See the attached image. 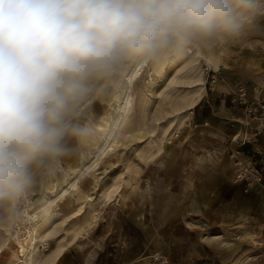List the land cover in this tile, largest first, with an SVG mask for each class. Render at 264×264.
<instances>
[{
    "label": "rangeland",
    "instance_id": "1",
    "mask_svg": "<svg viewBox=\"0 0 264 264\" xmlns=\"http://www.w3.org/2000/svg\"><path fill=\"white\" fill-rule=\"evenodd\" d=\"M194 43L204 55L212 51L216 62L194 59ZM134 58L87 81L89 91L68 119L90 134L81 141L66 139L69 152L59 161H37L32 182L15 194L14 208L8 210L9 196L0 198V242L15 244L16 236H28L25 212L33 214L53 197L75 160L82 166L92 158L97 148L91 138L101 140L104 121L114 117L127 82L124 72ZM239 84L250 99L264 92V0H252L236 31L175 42L151 58L130 87L134 137L124 128L126 137L80 179L74 196L50 209L49 226L60 224L59 237L73 223L79 229L54 264H264V178L249 183L234 164L254 159L264 167V137L253 139L254 124L244 123L234 101ZM215 92L226 95L232 114L216 108ZM196 95L195 107L172 111L173 104ZM108 186L112 191L103 199ZM10 214L14 221L8 224ZM56 239L40 242L41 252L48 254ZM18 259L5 252L0 264H20Z\"/></svg>",
    "mask_w": 264,
    "mask_h": 264
},
{
    "label": "clouds",
    "instance_id": "2",
    "mask_svg": "<svg viewBox=\"0 0 264 264\" xmlns=\"http://www.w3.org/2000/svg\"><path fill=\"white\" fill-rule=\"evenodd\" d=\"M252 0H0V198L40 160L59 161L87 127L69 114L92 77L132 57L234 32ZM239 10V11H238Z\"/></svg>",
    "mask_w": 264,
    "mask_h": 264
},
{
    "label": "bare ground",
    "instance_id": "3",
    "mask_svg": "<svg viewBox=\"0 0 264 264\" xmlns=\"http://www.w3.org/2000/svg\"><path fill=\"white\" fill-rule=\"evenodd\" d=\"M194 44L195 46L193 47V50L190 49V52L192 53L191 56L194 59L198 57H203L206 61L205 63H208L209 65H212L213 63L216 62V56L212 51L210 52L208 51V54L204 55L198 43H194ZM150 60L151 58H142V57H135L133 59L132 63L128 66V69L124 72V76H125L124 79L127 82L125 81L126 85L123 87L121 94H119V96L117 97V107L115 110L114 117H112L110 121H104L103 126L101 128L102 131H104V134L101 140H98L94 136L91 138L93 141H95L97 148L94 155H92V158L88 162L84 163L82 166L74 163L77 162L75 160L73 164L70 165V168L72 170V172L68 173V176L70 175V177L63 179L64 184L61 187H59V189H56L55 192H53L52 194L53 197L45 199L44 203L39 207L38 211L34 212L33 214L28 213V211L25 212V215H27L28 217L27 219L28 223L30 224V226L27 228L29 237L24 236L20 238L19 236H16L15 244H12L10 242V239L2 240L0 242V256L5 252L10 253L11 255L16 254L19 257L18 262H21L20 264H24V263L54 264L56 260L59 257H61L63 251L67 249L66 246L72 244L77 239L79 229L75 227L76 223H73L72 226H70V228L67 229L66 234L63 235L62 237H59L58 235L60 229L58 228V226L60 224H58V226L55 225L57 227L53 225L54 227L50 228L49 222L52 219L50 209L56 203L62 202L67 196L68 197L74 196L75 194L74 191H76L80 179L87 177L90 171L97 170L100 165L99 158H101L103 154L105 155V153L107 154L108 152L114 150V148L117 147L118 143L120 142V139L126 137L125 133H123L124 128L128 126V132L131 133L132 138L134 137L133 132L135 131V127L134 126L130 127L132 122L129 120L130 119L129 114L133 107V99L130 95V87L132 82L136 79V77L141 74V71L143 72L144 67L148 66ZM216 86H221V81H218L216 83ZM195 92H197V89ZM199 99H200L199 95H196L190 101H187V103H185L184 105L173 104L172 111L174 110L176 111L177 108L178 110L179 109L181 110L183 109V107H187V109L188 108L191 109L196 106ZM184 112L185 113L181 115V119L186 115V111ZM263 137H264V133L262 134V138ZM111 187L112 186H108L102 191L101 197L103 199L109 198L110 193L112 191ZM15 204H16V198H15V194H13L9 196L8 210L14 208L16 206ZM7 220H8V224H10L12 221H14V216L10 214ZM11 233L9 230L6 231V235L9 238H11ZM48 238H58V239H56V242L49 251V253L43 254L39 248L40 246L39 243L42 241H46Z\"/></svg>",
    "mask_w": 264,
    "mask_h": 264
},
{
    "label": "built area",
    "instance_id": "4",
    "mask_svg": "<svg viewBox=\"0 0 264 264\" xmlns=\"http://www.w3.org/2000/svg\"><path fill=\"white\" fill-rule=\"evenodd\" d=\"M234 101L241 107L244 123H253L252 132L253 139L264 133V92H261L255 99H250L247 93V88L243 84L236 86L234 91ZM242 142H245L243 140ZM264 163V158L261 159ZM238 167V176L245 177L249 183L253 181H261L264 178V167L258 168L255 160L252 159L249 163H245L241 159L234 161Z\"/></svg>",
    "mask_w": 264,
    "mask_h": 264
},
{
    "label": "crops",
    "instance_id": "5",
    "mask_svg": "<svg viewBox=\"0 0 264 264\" xmlns=\"http://www.w3.org/2000/svg\"><path fill=\"white\" fill-rule=\"evenodd\" d=\"M211 100H214L213 102H216L215 106L217 109L222 110V112H224L228 115L232 114V110L229 107V103H227V97H226V95L223 94V92L212 93L211 94Z\"/></svg>",
    "mask_w": 264,
    "mask_h": 264
}]
</instances>
